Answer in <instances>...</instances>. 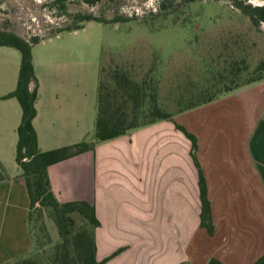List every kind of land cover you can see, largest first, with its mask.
<instances>
[{
	"label": "crops",
	"instance_id": "1",
	"mask_svg": "<svg viewBox=\"0 0 264 264\" xmlns=\"http://www.w3.org/2000/svg\"><path fill=\"white\" fill-rule=\"evenodd\" d=\"M87 49L62 45L44 61L33 54L41 151L94 140L102 57ZM7 69L0 56V161L8 175L0 183V264L34 250L16 161L22 109L16 98L4 99L19 72L9 76ZM179 127L196 137V151ZM200 170L213 236L201 226ZM49 176L61 203L95 206L98 262L264 264V80L101 142L50 167Z\"/></svg>",
	"mask_w": 264,
	"mask_h": 264
},
{
	"label": "rangeland",
	"instance_id": "2",
	"mask_svg": "<svg viewBox=\"0 0 264 264\" xmlns=\"http://www.w3.org/2000/svg\"><path fill=\"white\" fill-rule=\"evenodd\" d=\"M161 1L104 0L96 7L74 2L68 5L69 15H61L50 0H0V28L26 39L46 38L71 24L69 16L78 13L124 19L111 24L90 22L82 30L35 46L33 54L44 61L62 45L75 44L84 53L87 47L82 44L89 43L87 50L94 49L97 58L102 57L104 94L117 88L118 76L124 74L134 82H146L148 94H155L159 105L170 113L201 101L210 90H222L233 78V67H241L244 80L264 60V24L255 27L233 1L165 0L167 8L160 10ZM243 1L264 4V0ZM0 56L8 67L7 75L19 72V51L0 47ZM222 77L229 79L222 82ZM127 106L130 111L132 103ZM141 110L138 122L150 121L147 106ZM76 222V231L87 227L80 216ZM42 223L51 236L50 244L39 230ZM35 224L34 238L42 248L32 257L38 264H51L55 246L62 241L57 225L49 211Z\"/></svg>",
	"mask_w": 264,
	"mask_h": 264
},
{
	"label": "trees",
	"instance_id": "3",
	"mask_svg": "<svg viewBox=\"0 0 264 264\" xmlns=\"http://www.w3.org/2000/svg\"><path fill=\"white\" fill-rule=\"evenodd\" d=\"M49 0H46L48 3ZM50 5L61 12V15L68 14V5L70 3L79 2L85 5L96 7L104 0H50ZM193 1V0H191ZM233 6L249 17L255 27H261L264 24V5L253 6L246 4L243 0H231ZM160 10H165L167 4L165 0L158 4ZM71 24L65 28L56 30V32L46 38L34 36L26 39L14 31L4 30L0 28V47H9L19 51L21 55V66L19 71L18 83L16 89L6 95L4 99L16 98L22 109V121L17 130V156L16 161L22 171V178L25 181L29 199L30 210L28 223L30 233L34 242L33 253L19 259L16 264H38L36 258L32 257L41 248L42 244L34 238L36 222L42 220L44 212L49 211L54 219L61 242L55 246L51 264H105V261L98 262L97 246H96V229L100 226L97 218L95 206L86 202H67L61 203L52 191L51 180L49 176V168L64 162L73 157L84 154L90 150H94L96 145L101 142L115 139L127 134L133 129H137L148 124H152L162 120H171L176 114L182 113L199 106L211 103L222 95L233 92L241 87L251 85L264 80V60L256 67V69L246 78L241 77V67H233L231 74L233 75L230 84H224V88L218 91L207 92L201 101L192 103L178 112L170 113L165 111L158 103L155 94H148L146 82L137 83L126 75L118 76L117 88L106 90L101 81L98 114L95 123L94 140L82 142L72 146L62 147L50 151H41L39 148L38 134L34 126L37 117V101L39 99V82L36 77L33 49L36 45L44 40L57 37L65 32H75L85 28L90 22L102 24L119 23L124 19L107 20L97 17L93 14L78 13L69 16ZM222 82L229 79L222 77ZM229 82V81H228ZM214 89V88H212ZM216 90V89H215ZM148 97L150 98L147 101ZM128 103H132L131 110H128ZM147 106L148 114L151 118L146 123H139L137 116L142 112V108ZM141 110V111H140ZM191 140L193 150L196 151L197 139L188 133L184 128L179 127ZM195 156V154H193ZM200 168V167H199ZM8 180L7 172L0 161V183ZM200 197L202 202L201 210V226L206 228L211 236L214 235L215 227L213 224L211 203L208 198V189L205 177L200 170ZM80 216L87 222V227L80 230L76 228V218ZM46 235L47 243H51V236L47 234L45 225L42 223L39 229Z\"/></svg>",
	"mask_w": 264,
	"mask_h": 264
},
{
	"label": "built area",
	"instance_id": "4",
	"mask_svg": "<svg viewBox=\"0 0 264 264\" xmlns=\"http://www.w3.org/2000/svg\"><path fill=\"white\" fill-rule=\"evenodd\" d=\"M253 6H263L264 4L256 2V3H252Z\"/></svg>",
	"mask_w": 264,
	"mask_h": 264
}]
</instances>
